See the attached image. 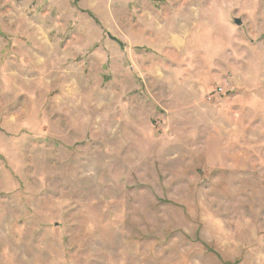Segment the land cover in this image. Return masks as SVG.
Instances as JSON below:
<instances>
[{
  "label": "rangeland",
  "instance_id": "374dc122",
  "mask_svg": "<svg viewBox=\"0 0 264 264\" xmlns=\"http://www.w3.org/2000/svg\"><path fill=\"white\" fill-rule=\"evenodd\" d=\"M0 264H264V0H0Z\"/></svg>",
  "mask_w": 264,
  "mask_h": 264
},
{
  "label": "water",
  "instance_id": "95a60500",
  "mask_svg": "<svg viewBox=\"0 0 264 264\" xmlns=\"http://www.w3.org/2000/svg\"><path fill=\"white\" fill-rule=\"evenodd\" d=\"M234 23H236L237 25H239L240 24V21L238 19H235L234 20Z\"/></svg>",
  "mask_w": 264,
  "mask_h": 264
}]
</instances>
